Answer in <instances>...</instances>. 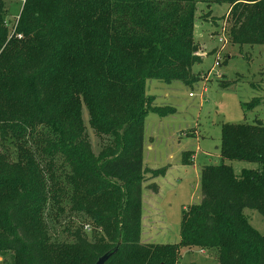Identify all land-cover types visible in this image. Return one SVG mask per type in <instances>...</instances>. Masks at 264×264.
<instances>
[{"label": "trees", "instance_id": "16d2710c", "mask_svg": "<svg viewBox=\"0 0 264 264\" xmlns=\"http://www.w3.org/2000/svg\"><path fill=\"white\" fill-rule=\"evenodd\" d=\"M199 2L228 3L235 43L264 44V2L244 0H25L11 35L0 0V146L15 140L17 161L0 152V253L10 264H177L181 247L216 248L219 264H264V231L245 209L264 215V123L222 125L219 162L200 167V200L183 209L176 243L143 242L145 118L167 116L147 80L192 85L201 60L194 37ZM21 35V36H19ZM260 97L245 102L253 110ZM82 103L115 145L96 155L84 133ZM47 125L50 147L69 162L75 207L108 242L75 232L52 242L42 224L51 195L26 139ZM30 130V131H29ZM28 135V136H27ZM194 150L184 151L183 164ZM225 160L257 163L236 174ZM156 189L155 186H153Z\"/></svg>", "mask_w": 264, "mask_h": 264}, {"label": "rangeland", "instance_id": "374dc122", "mask_svg": "<svg viewBox=\"0 0 264 264\" xmlns=\"http://www.w3.org/2000/svg\"><path fill=\"white\" fill-rule=\"evenodd\" d=\"M3 1L5 20L13 35L24 2ZM231 8L228 3L197 4L194 37L198 44L197 54L201 57L193 65L197 81L188 85L179 80L170 83L158 79L147 80L146 92L155 95L154 103L172 105L176 112L167 116L150 112L145 118L144 165L167 169L165 174L157 177L146 174L142 193L143 242H179L183 209L200 200V167L221 160L223 124L253 123L256 120L264 123V44L241 45L233 41ZM221 37L223 41H220ZM190 92L194 95L190 96ZM254 97L261 98L260 105L253 110H245L243 104ZM81 118L85 136L96 155L106 147L115 145L112 134L99 132L92 126L89 110L84 103ZM33 131V136L26 139V143L42 170L47 189L51 191L41 214L50 240L72 243L76 238L74 233L81 231L91 241L102 239L108 242L102 229L96 227L82 209L75 207L74 201L78 195L68 178L72 172L71 166L58 149L48 145L50 141L57 142V135L43 124L35 126ZM149 145H152V149H148ZM191 150H194L192 163L183 164L184 151ZM0 152L7 153L9 160L17 161L19 144L16 145L14 139L13 142L7 141L0 146ZM225 162L233 166L236 174H240L244 168L257 167L254 162ZM244 213L254 227L264 231V215L252 209H245ZM11 253H8L6 260L0 253V264H10ZM177 264H219L218 250L181 247Z\"/></svg>", "mask_w": 264, "mask_h": 264}, {"label": "built area", "instance_id": "2783aa9c", "mask_svg": "<svg viewBox=\"0 0 264 264\" xmlns=\"http://www.w3.org/2000/svg\"><path fill=\"white\" fill-rule=\"evenodd\" d=\"M21 1L24 2L25 0H21ZM220 41H223V38H222V37L220 38ZM216 63L218 64V62H216ZM189 95H190V96H193L194 93H193V92H190Z\"/></svg>", "mask_w": 264, "mask_h": 264}, {"label": "crops", "instance_id": "0c3cea01", "mask_svg": "<svg viewBox=\"0 0 264 264\" xmlns=\"http://www.w3.org/2000/svg\"><path fill=\"white\" fill-rule=\"evenodd\" d=\"M148 149H152V145H149L148 146ZM144 153H145V150H144ZM150 168V167H149ZM143 220V219H142ZM146 239H149V238H146ZM151 240H153V239H151Z\"/></svg>", "mask_w": 264, "mask_h": 264}, {"label": "water", "instance_id": "95a60500", "mask_svg": "<svg viewBox=\"0 0 264 264\" xmlns=\"http://www.w3.org/2000/svg\"><path fill=\"white\" fill-rule=\"evenodd\" d=\"M103 260H104V259L100 260L97 264H102V263H103Z\"/></svg>", "mask_w": 264, "mask_h": 264}]
</instances>
